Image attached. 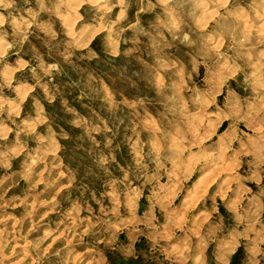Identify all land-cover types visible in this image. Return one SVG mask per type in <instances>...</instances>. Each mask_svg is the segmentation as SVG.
Masks as SVG:
<instances>
[{"label": "rangeland", "instance_id": "1", "mask_svg": "<svg viewBox=\"0 0 264 264\" xmlns=\"http://www.w3.org/2000/svg\"><path fill=\"white\" fill-rule=\"evenodd\" d=\"M188 232L264 264V0H0V264H190Z\"/></svg>", "mask_w": 264, "mask_h": 264}, {"label": "crops", "instance_id": "2", "mask_svg": "<svg viewBox=\"0 0 264 264\" xmlns=\"http://www.w3.org/2000/svg\"><path fill=\"white\" fill-rule=\"evenodd\" d=\"M209 214H210L209 218L211 220L215 216V215H213V209L211 212H209ZM206 223H207L206 225H208L209 223H212V222L208 221ZM195 228L196 227H191L190 229L195 230ZM186 237L187 238L184 240L185 242L183 241V242L179 243L178 241L177 242L172 241L171 244L168 246L169 251L171 250V248L177 247V249L178 248L182 249L183 247L187 246L186 250L184 251L185 259L184 260L181 259V260H183L182 263L189 262L190 264H204L205 261L207 260V258H206L207 248L214 246L213 239L208 241L203 237V234L196 236V235L192 234L191 232H188ZM224 246H226V244ZM169 254H174V253H169ZM169 256H171L172 259H175V257L173 255H169ZM174 261H172V262H174Z\"/></svg>", "mask_w": 264, "mask_h": 264}, {"label": "bare ground", "instance_id": "3", "mask_svg": "<svg viewBox=\"0 0 264 264\" xmlns=\"http://www.w3.org/2000/svg\"><path fill=\"white\" fill-rule=\"evenodd\" d=\"M85 26H86V25H84V27H85ZM84 27H83V28H84ZM87 29H88V28H87Z\"/></svg>", "mask_w": 264, "mask_h": 264}]
</instances>
